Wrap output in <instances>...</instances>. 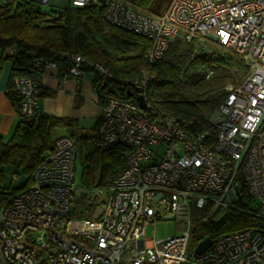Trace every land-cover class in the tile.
Masks as SVG:
<instances>
[{
    "label": "built area",
    "instance_id": "built-area-1",
    "mask_svg": "<svg viewBox=\"0 0 264 264\" xmlns=\"http://www.w3.org/2000/svg\"><path fill=\"white\" fill-rule=\"evenodd\" d=\"M93 1L104 4L107 22L150 40V64L176 38L196 48L212 38L238 54L248 74L225 87L223 101L208 115L212 136L193 134L190 120L167 112L152 119L148 95L154 75L145 69L119 78L94 63L100 84L116 81L133 96L106 99L88 144L99 152L122 146L125 165L104 188L98 215L75 218L70 211L78 149L70 137L57 139L31 183L0 206V264H264V225L224 234L196 257L198 242L191 245L194 217L205 207L202 223L221 210L256 215L264 223V0H169L162 12L151 7L149 13L134 10L129 0H71V5ZM34 4L48 5L49 0H0V14L30 12ZM85 65L79 54L71 56L69 65L37 64L75 78L83 76ZM41 86L40 72L16 80L22 121L39 115ZM139 95L144 109L135 99ZM241 180L256 209L247 208ZM162 219L186 229L161 239L153 231L146 238V226Z\"/></svg>",
    "mask_w": 264,
    "mask_h": 264
},
{
    "label": "trees",
    "instance_id": "trees-1",
    "mask_svg": "<svg viewBox=\"0 0 264 264\" xmlns=\"http://www.w3.org/2000/svg\"><path fill=\"white\" fill-rule=\"evenodd\" d=\"M26 2L31 6V2ZM153 2L129 0L127 4L136 11L149 13ZM19 4L25 7L21 2ZM32 6L34 9L31 8L30 12L16 9L0 14V69L3 61H12L7 95L19 115L10 137L4 140L0 135V206L11 193L31 183L32 173L43 155L54 149V141L50 137L52 127H66L73 135L74 125L68 119L39 114L31 121H22L19 114L20 96L15 90V82L29 72L41 73L43 68L37 64L50 61L69 65L73 54L83 56L86 60L85 70L95 71L93 85L101 106L110 96L128 98V89L109 79L100 84L101 76L94 63L103 65L119 78L135 76L145 69L154 75L148 95L152 119L161 112H167L190 120L193 134L208 132L212 136L215 128L208 122V115L223 101L225 87L242 82L248 74L240 56L212 38L203 39L205 46L201 48H196L193 42L176 38L162 57L150 64L146 56L151 46L150 40L107 22L104 4L99 1L72 10L61 9L57 15L43 12L40 5ZM50 16L52 19H48ZM138 49L137 54H129ZM94 151L100 166L99 175L96 178L87 168L86 176H81L79 188L83 190L78 187L73 190L70 216L75 218L98 215L100 209L97 211V204L103 203L99 198L100 190L111 184L125 165L122 146L117 145L107 152ZM84 156L88 159L87 150ZM8 166L19 168L25 176L20 185H2L4 169ZM241 191L247 208L256 209L242 180ZM206 211L207 207L199 210L194 217L192 246L207 236L216 239L227 233L246 228L257 229L264 225L258 216L235 210H227L217 221L202 223L200 218Z\"/></svg>",
    "mask_w": 264,
    "mask_h": 264
},
{
    "label": "crops",
    "instance_id": "crops-1",
    "mask_svg": "<svg viewBox=\"0 0 264 264\" xmlns=\"http://www.w3.org/2000/svg\"><path fill=\"white\" fill-rule=\"evenodd\" d=\"M11 68L12 61L5 60L0 69V135L4 140L10 137L19 119L18 110L7 95ZM94 75L92 69H86L79 78L52 67H44L41 72L39 114L68 119L74 125L73 135L66 127H52L51 139L55 142L61 137H70L83 153L87 150L88 139L94 133L102 111L93 85Z\"/></svg>",
    "mask_w": 264,
    "mask_h": 264
},
{
    "label": "rangeland",
    "instance_id": "rangeland-1",
    "mask_svg": "<svg viewBox=\"0 0 264 264\" xmlns=\"http://www.w3.org/2000/svg\"><path fill=\"white\" fill-rule=\"evenodd\" d=\"M169 3V0H154L152 8L156 12H162L165 10ZM69 8L70 10L73 9V6L71 5V0H49L48 5H42L40 6V9L43 12L50 13L51 15H57V13L61 9H66ZM101 39V38H100ZM139 52L138 50L131 51L129 54H137ZM87 151L89 153L88 159L85 158L84 153L81 151L80 146H78V160H77V171H76V178L75 182L76 185L75 187H78L79 190H83L82 188H79L81 185V176L83 174V177L86 176V170L89 168L91 170V173H94V176L96 178L99 175V169L100 166L97 163L95 156L96 152L94 151V148L88 144L87 146ZM14 172L15 174H13ZM13 175H17L18 178L17 180L14 179ZM25 180V176L22 174L21 170L19 168H14L12 166H8L4 169V181L2 183L3 186H12L16 187L21 184L22 181ZM78 190V191H79ZM105 197V189L101 190L99 194V198L101 201H103ZM99 207L97 208V211L101 209L102 203L100 202L97 204ZM224 214V211L221 210L218 214L214 216V221L219 220ZM186 229L185 226H183L181 223L176 222L174 220H158L155 224L153 225H147L145 228V237L146 238H152L153 236V231H154V236L156 239H161L169 235H175L179 234L182 230Z\"/></svg>",
    "mask_w": 264,
    "mask_h": 264
},
{
    "label": "water",
    "instance_id": "water-1",
    "mask_svg": "<svg viewBox=\"0 0 264 264\" xmlns=\"http://www.w3.org/2000/svg\"><path fill=\"white\" fill-rule=\"evenodd\" d=\"M127 96L128 97L133 96V92L129 89L127 90ZM135 99L138 101L139 106L142 109H144L145 103H144L142 97L139 95V96H136ZM213 241H214V239H212L210 236H207L204 239H202L201 241H199L196 244V246L194 247L193 255L196 257V256L200 255L201 253H203L204 251H206L212 245Z\"/></svg>",
    "mask_w": 264,
    "mask_h": 264
}]
</instances>
